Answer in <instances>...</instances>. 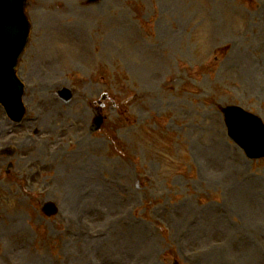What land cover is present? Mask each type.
Returning a JSON list of instances; mask_svg holds the SVG:
<instances>
[{
  "label": "rangeland",
  "instance_id": "obj_1",
  "mask_svg": "<svg viewBox=\"0 0 264 264\" xmlns=\"http://www.w3.org/2000/svg\"><path fill=\"white\" fill-rule=\"evenodd\" d=\"M27 14V118L10 145L0 106V152L16 151L0 156V264H264V159L248 160L221 112L264 122V0H28ZM70 180L112 202L70 211ZM52 200L60 217L41 211Z\"/></svg>",
  "mask_w": 264,
  "mask_h": 264
},
{
  "label": "water",
  "instance_id": "obj_2",
  "mask_svg": "<svg viewBox=\"0 0 264 264\" xmlns=\"http://www.w3.org/2000/svg\"><path fill=\"white\" fill-rule=\"evenodd\" d=\"M26 0H0V102L13 118L23 113L22 85L15 68L28 41L30 25L25 15ZM65 98L69 94L65 93ZM229 135L242 147L250 159L264 157V125L262 121L238 107L224 109ZM98 120L93 129H98ZM45 212L52 215L48 207Z\"/></svg>",
  "mask_w": 264,
  "mask_h": 264
},
{
  "label": "bare ground",
  "instance_id": "obj_3",
  "mask_svg": "<svg viewBox=\"0 0 264 264\" xmlns=\"http://www.w3.org/2000/svg\"><path fill=\"white\" fill-rule=\"evenodd\" d=\"M66 9H64L63 11H65ZM156 59H160V56H158L157 54H155L154 56ZM154 64L155 63V59L153 60ZM58 86V85H57ZM56 86V87H57ZM55 87V88H56ZM156 105V104H155ZM47 129V128H46ZM3 133V128L0 127V134ZM4 134V133H3ZM17 136L19 134H16ZM13 138V136H8V139H4L3 142L5 143H9L11 141V139ZM50 140L56 141V145H60L63 143L64 141V136L62 133H58V134H54L50 136ZM28 142V139H24L21 141V145H26ZM87 140L86 139H82L79 143V150H83L82 148L87 145ZM94 169L89 168V172L87 174H89L90 176H94ZM65 178H69L68 175L65 176ZM70 179V178H69ZM71 183H74V180H70ZM88 184V183H87ZM86 184V185H87ZM88 188L89 192H85L83 190V194H80L79 191V187H77V182L71 185H68L67 187V201H68V205L67 208H70V211H73L74 208H78V205H80L81 207H86V206H90V204H94L99 200V203H105L109 201L112 202V199L110 198V195L107 193V191L103 188H101L98 185H92V183H90ZM231 189L233 190H237V187L235 186V184L231 183ZM235 204H236V209H240L241 208V202L239 201L238 197H235ZM71 207L73 208L71 210Z\"/></svg>",
  "mask_w": 264,
  "mask_h": 264
}]
</instances>
